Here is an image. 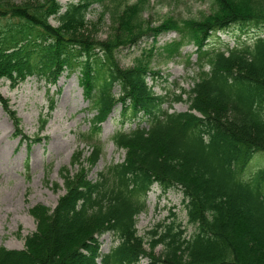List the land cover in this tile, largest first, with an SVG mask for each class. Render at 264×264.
<instances>
[{
	"label": "trees",
	"instance_id": "trees-1",
	"mask_svg": "<svg viewBox=\"0 0 264 264\" xmlns=\"http://www.w3.org/2000/svg\"><path fill=\"white\" fill-rule=\"evenodd\" d=\"M94 3L115 19L106 40L83 31ZM213 4L198 20L168 19L146 28L137 22L141 0H70L62 12L58 0H0V79L14 83L35 76L54 85L64 72L75 73L92 115L79 138L87 157L77 151V171L61 173L64 194L51 212L42 205L30 209L35 230L20 250L0 246V264H133L141 258L148 264H264V163L244 176L264 154V34L231 47L209 45L231 25L264 26V0ZM171 30L176 39L143 50L131 66H119V49L147 36L154 43L156 35ZM188 44L198 60L192 87L156 94L147 82L155 73V49L172 58ZM171 100L187 102V110L170 111L165 105ZM0 104L14 136L27 143L1 94ZM117 106L121 127L126 120L138 124L110 136L124 158L90 180L103 152L100 125ZM45 123L41 120V129ZM153 183L179 187L188 222L196 226L186 236L175 222L157 225L147 244L149 250L160 245L158 255L145 250L136 229ZM106 232L117 245L103 254L98 238Z\"/></svg>",
	"mask_w": 264,
	"mask_h": 264
},
{
	"label": "rangeland",
	"instance_id": "rangeland-1",
	"mask_svg": "<svg viewBox=\"0 0 264 264\" xmlns=\"http://www.w3.org/2000/svg\"><path fill=\"white\" fill-rule=\"evenodd\" d=\"M69 1L58 0L62 6L60 12ZM136 1L120 0L129 3ZM141 2L143 7L137 22L146 28H154L168 19L198 20L202 15L209 14L214 7L213 0ZM86 18L83 31L97 40L111 37L115 19L103 10L101 4L94 3ZM49 21L52 25H57L54 18ZM262 34L264 26L234 24L215 33L209 45L214 48L231 47L242 40H251L255 35ZM176 38L177 33L172 30L156 35L154 43L150 36L142 37L135 45L119 49L116 60L120 67L131 66L143 50L147 51L153 46L159 48ZM194 50L195 47L188 44L182 48L181 56L165 58L155 49L151 62V70L155 73L148 76L147 82L156 94H164L166 91L178 94L180 89L189 90L192 87L198 72ZM0 94L8 100L10 109L14 110L19 119L20 130L27 138V143H21L19 137L14 136L13 125L0 104V246L20 250L25 238L36 227L30 209L42 205L51 212L58 198L64 194L61 173L64 171V174L71 175L77 171L73 164L77 151L82 150V156L87 157L88 148L79 138L89 129L92 115L88 113L75 73L64 72L54 85H47L44 80L35 76L14 83L2 78ZM165 107L170 111L183 112L187 110L188 104L185 101L171 100ZM43 119H46V123L41 129ZM137 124L138 120H126L121 127L119 106L101 123L98 138L103 143V152L88 173L90 180L97 178L98 172L105 170L108 165L121 162L124 158L125 151L117 149L110 141V136L120 127L128 130ZM139 124L144 126L146 122L141 121ZM263 163L264 154L256 156L251 166H247L244 176L250 175L257 165ZM185 203L179 187L165 188L157 183L151 185L145 198V209L138 214L136 220L137 234L146 242L144 248L147 252L158 255L161 251L160 245L149 250L147 244L151 231L158 230L157 225L175 222L184 228L186 236L196 231V226L188 222ZM98 242L99 252L103 254L117 245L114 235L108 232L102 234ZM133 264H148V260L141 258Z\"/></svg>",
	"mask_w": 264,
	"mask_h": 264
}]
</instances>
